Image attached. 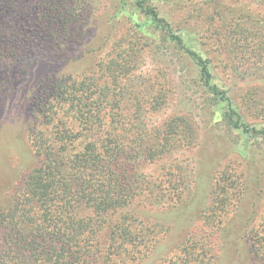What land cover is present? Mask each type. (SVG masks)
<instances>
[{"label":"trees","instance_id":"16d2710c","mask_svg":"<svg viewBox=\"0 0 264 264\" xmlns=\"http://www.w3.org/2000/svg\"><path fill=\"white\" fill-rule=\"evenodd\" d=\"M208 1L213 3L201 34L204 41L200 37L201 53L184 48L183 56L195 61L204 84L232 108L225 93L211 85L212 55L226 56L232 50L242 63L264 66V0H234L236 7L230 0ZM15 6V0H0V68L62 62L64 54L58 51L30 62L41 50L36 32L57 44L83 40L89 7L85 0H45L35 27L19 17H3ZM136 6L156 27L165 22L147 0H136ZM168 33L181 45L179 34ZM134 36L127 45L125 39L104 41L107 49L98 54L87 50L84 55L94 58L90 68L63 78L47 75L31 94L37 116L27 140L37 163L23 174L11 206L0 210V264H143L165 236V227L142 215L157 201L165 209L183 203L189 173L173 165L151 175L140 169L193 146L196 132L179 117L149 125V118L165 106L167 89L158 87L154 77L143 76L133 44L142 35ZM205 39L211 41L208 49ZM249 39L252 45L243 43ZM6 83L0 75L4 97L12 92ZM228 119L235 128L245 125L241 116L234 120L228 114ZM233 186L227 187L229 198ZM214 215L223 221L227 212L216 210ZM258 219L257 228L247 232L249 252L254 264H264V215ZM210 251L206 239L188 238L164 264H210Z\"/></svg>","mask_w":264,"mask_h":264},{"label":"rangeland","instance_id":"374dc122","mask_svg":"<svg viewBox=\"0 0 264 264\" xmlns=\"http://www.w3.org/2000/svg\"><path fill=\"white\" fill-rule=\"evenodd\" d=\"M44 1L15 0V8L3 17H19L29 27H35ZM85 1L89 7L82 41L63 40L57 44L45 41L38 32L35 34L41 50L30 62L52 51L63 52L62 62L41 61L26 68H0L3 71L0 75L7 79L6 86L12 90L10 95H0V210L11 206L23 174L37 163L27 137L37 116L31 94L38 85L47 75L63 78L85 71L94 64V58L84 55L87 50L98 54L107 49V45L102 46L107 40L117 44L125 39L127 45L139 33L141 38L133 44L139 49L143 76L154 77L158 87L167 89L166 104L149 118V125L158 127L172 117H179L196 132L193 146L175 150L155 164L143 163L140 169L151 175L162 167L182 166L190 177L183 203L165 209L163 202L157 201L143 213L147 221L167 229L152 257L143 264H164L186 239L195 237L208 242L210 264H254L247 232L257 228L258 218L264 215V66L242 63L232 50L226 56L212 55L215 69L211 85L229 98L237 112L233 114L228 102L221 101L201 80L195 61L183 56L184 48L201 53L200 37L207 28L213 2L147 0V5L165 21L158 28L137 8L136 0ZM239 2L254 4L257 0ZM229 5L236 7L238 2L230 0ZM259 12L263 13L262 8ZM169 30L181 36V45L168 37ZM205 41V48H210L211 41ZM243 43L252 45L253 40ZM228 114L234 120L241 116L245 127L230 125ZM231 185H235L232 188L235 193L229 198L227 187ZM227 201H231L230 208ZM216 210L227 212L223 221L214 215Z\"/></svg>","mask_w":264,"mask_h":264}]
</instances>
